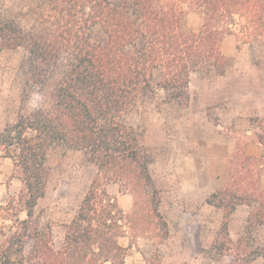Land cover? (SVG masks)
Masks as SVG:
<instances>
[{"label": "trees", "instance_id": "obj_1", "mask_svg": "<svg viewBox=\"0 0 264 264\" xmlns=\"http://www.w3.org/2000/svg\"><path fill=\"white\" fill-rule=\"evenodd\" d=\"M43 1L46 14L26 29L0 18V50L23 49L26 86L42 97L38 109L0 131L1 157L22 183L0 204V264H125L136 240L153 234L150 214L158 211L149 192L150 154L126 116L160 94L165 103L185 104L194 73L224 75L226 36L264 45V0ZM190 13L201 20L197 31L184 26ZM257 139L264 149V134ZM59 148L82 152L96 175L54 249L52 230L35 209L46 191L49 153ZM243 158L208 203L229 207L225 218L246 205L250 223L264 225V190L247 167L255 160ZM108 184L133 197L132 213L108 194ZM124 237L128 248L118 243Z\"/></svg>", "mask_w": 264, "mask_h": 264}, {"label": "rangeland", "instance_id": "obj_2", "mask_svg": "<svg viewBox=\"0 0 264 264\" xmlns=\"http://www.w3.org/2000/svg\"><path fill=\"white\" fill-rule=\"evenodd\" d=\"M46 6L43 0H0V18L13 20L26 29L46 14ZM200 24L199 16L190 13L184 26L197 31ZM220 52L228 64L224 75L192 74L185 104L165 103L160 94L139 101L126 116L127 124L140 132L150 154L149 192L158 200V213L150 214L153 234L136 240L127 252L126 264H264V225L250 223L249 214L247 218L241 214L234 221L228 220L224 212L230 208L217 207L215 200V215L196 213L200 221L212 220L210 228L195 224L172 234L160 210L164 192L174 202L183 189H189L184 188L189 182L199 188L208 183L207 179L219 178L224 170L222 160L233 148L231 170L233 165L235 170L239 168L244 156L254 159L255 164L247 166L253 173L250 181L264 190V149L261 147L262 155L252 158L245 148L248 144L258 145V135L264 134V45L242 44L234 36H226ZM24 57L21 48L0 50V131L42 104L40 90L26 86ZM47 167L46 191L37 201L35 212L42 225L50 226L53 248L58 249L63 227L77 211L96 168L82 152L65 148L49 153ZM231 170L227 183L231 181ZM21 190L12 161L0 154V204ZM106 191L120 208L119 197L128 196L134 203L133 197L119 192L117 185L108 184ZM122 210L130 214L134 204L129 211ZM122 243L128 245L129 238Z\"/></svg>", "mask_w": 264, "mask_h": 264}, {"label": "crops", "instance_id": "obj_3", "mask_svg": "<svg viewBox=\"0 0 264 264\" xmlns=\"http://www.w3.org/2000/svg\"><path fill=\"white\" fill-rule=\"evenodd\" d=\"M246 150L248 149L250 153H246V155L254 158V156H260L262 155V149L259 145L255 144H248L246 147ZM235 149L233 148L228 156L222 160V163L224 164V170L219 176V178H211L207 179L208 183L206 185H202L198 188V185L195 182H189L186 184L189 188L183 189L182 195L177 198L174 202H172V198L168 197V192H164V196L160 198V210L162 214L164 215V220H166V223L169 225L170 229L172 230V234L177 231V234L180 230H184L186 227H192L196 224L198 227L199 225L201 227L210 228L211 222L209 218H206L205 220L200 221L199 217H196V213L202 214V215H215L216 208L208 203V199L212 194H214L217 190L221 189L223 186L226 185L228 180H230V170H231V161L233 160ZM245 151V149H244ZM183 188V184L180 185ZM198 192V194L195 193V191ZM196 194L192 196L193 194ZM198 199V200H197ZM118 203L120 204L121 208L129 211L132 209L133 202L132 199L128 196H122L118 198ZM222 213V212H221ZM250 213V208L246 205H237L229 214V218H233L232 221H234V218L241 215L247 218L248 214ZM202 217V218H204ZM199 221V222H198ZM126 238V237H124ZM124 238H120L118 240V243L124 247L128 248V245L123 244L122 241ZM129 248L127 252L130 250ZM126 264V261H125Z\"/></svg>", "mask_w": 264, "mask_h": 264}]
</instances>
